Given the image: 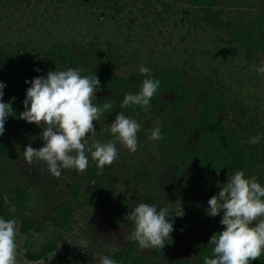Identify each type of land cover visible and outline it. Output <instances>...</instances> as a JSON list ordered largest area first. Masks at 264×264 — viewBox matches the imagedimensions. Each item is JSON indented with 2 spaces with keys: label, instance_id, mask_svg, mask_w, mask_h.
<instances>
[{
  "label": "rangeland",
  "instance_id": "1",
  "mask_svg": "<svg viewBox=\"0 0 264 264\" xmlns=\"http://www.w3.org/2000/svg\"><path fill=\"white\" fill-rule=\"evenodd\" d=\"M112 4L111 9L103 11L109 19L107 16L98 19L97 15L92 17L97 4L84 5L79 0H0V39L10 44H14L17 39L37 50L45 48L47 42H56L58 39L73 40L78 44L80 41L86 44L92 42L106 51L110 45L113 46L111 67L116 76L129 80L141 76L138 71L140 65L152 68L151 72H155L159 67L176 64L185 69V79L220 85L230 95V102L234 98L244 102L239 111L231 107L219 110L218 115L224 125L246 128V109L252 108L264 115V73L258 71L264 67V54L257 59L249 56L221 31L201 20L199 10L189 7L185 2L112 0ZM94 21L103 26L95 28ZM104 22L110 24L106 27ZM94 45L82 46L79 51L85 55L89 53L88 48H95ZM17 50L21 54L27 52L20 47ZM93 123L98 125L97 121ZM30 125L28 131L17 136L18 154L12 156L13 164L0 158V190L7 181L21 184L31 195L27 213L49 225L57 219L58 203L69 195L73 181L80 180L83 184L79 199L74 201L76 206L77 202L79 204L73 212L69 228L66 230L63 227V236L52 239L47 253L42 257L29 259L26 256L25 235L16 220L18 264H95L98 261L93 256L94 252L108 256L117 252L132 228L118 211L119 201L114 192L102 187L93 177L97 166L90 153H86L89 161L84 172L64 169L59 177H55L42 162L28 164L23 159L26 145L38 149L44 144L40 138L43 126ZM152 129L141 127L137 133L138 148L134 153L117 143L116 161L105 168L114 176L115 191L132 194L131 209L140 203L139 197L135 196L140 191L149 188L148 191L159 189L162 192L161 189H164L170 192L168 197L163 193L162 200L154 205L170 209L172 203L181 204L182 210L187 215L190 213L185 225L194 232L196 239L188 250L196 254L197 247L212 227L223 226L220 224L222 211L215 217L206 214L209 207L207 201L227 183L229 176L216 174L211 177L193 164L179 169L178 173L177 164L169 161L163 166L162 175L151 174L142 179L140 171H155L161 158L159 150L148 139ZM209 129L217 132L218 124H209ZM86 139L91 145L97 140L107 143L113 137H95L89 133ZM259 170L260 176L257 173L251 177L264 184V167ZM180 175L184 177L183 181L178 179ZM91 194L97 200L96 203L91 199ZM3 204L4 197L0 191V212ZM46 234L37 237L38 246L43 247L49 241Z\"/></svg>",
  "mask_w": 264,
  "mask_h": 264
},
{
  "label": "trees",
  "instance_id": "2",
  "mask_svg": "<svg viewBox=\"0 0 264 264\" xmlns=\"http://www.w3.org/2000/svg\"><path fill=\"white\" fill-rule=\"evenodd\" d=\"M178 1L185 2L189 7L199 10L201 20L221 31L249 56L257 59L264 54V0ZM79 2L84 5L97 4L95 15L93 14L92 17L95 18L97 15L98 19L107 16L103 11L113 7L112 0H79ZM100 7L102 9H99ZM100 22L103 23V21ZM109 24L104 22V26ZM95 25L93 26L98 29L103 26L100 23H95ZM3 40L0 39V82L5 84L2 99L3 102L11 101L13 108V115L7 117L4 124L5 131L3 135H0V158L6 163L13 164L11 159L16 153L12 144L14 129L17 126L23 127L21 125L29 124L19 118V113L25 110L23 100L26 89L31 86V80L38 76L46 77L49 71L66 70L70 67L80 69L81 76L96 75L100 80L99 88L104 86L111 90L107 99L101 103L93 100L94 105L102 106L104 103L112 102L114 107L111 111H114L115 108L128 110L137 119L143 116L151 117L160 112L163 115L168 114L162 118L163 122L158 125L163 139L151 140L161 154L159 165L155 171H140L142 179L151 174L162 175V168L169 161L177 164L176 172L193 164L200 167L198 170L211 177L216 174L231 177L237 170L243 171L245 178L257 173L260 176L259 168L264 167V115L261 111L252 108L246 109L244 113L247 120L246 128L224 125L222 118L218 115L219 110L231 107L239 111L244 102L235 98L233 102H230V95L220 85H208L199 81L187 80L185 79L187 74L185 69L176 64L159 67L157 71L151 72V75L141 74L140 77L125 80L115 76L112 72L113 54L111 49L113 46L110 45L106 51L98 45H94L96 43L86 44L80 41L78 44L73 40L58 39L56 42H47L48 45L45 48L39 49L42 54L37 55L34 52L37 49L27 43L16 39L14 44H10ZM85 45H94L95 48H88L89 53L85 55L82 52H77ZM18 47L26 49L27 52L21 54L20 50H17ZM65 62L71 65L68 64V66ZM151 70L153 69L151 68ZM146 78L160 81V86L152 97L148 110L145 111L139 106L121 108L125 93H137ZM165 92H172L174 97L164 98ZM13 97L15 99H12ZM213 123L218 124L217 132H212L209 129V124ZM106 133H108L105 134L106 136H111L109 130ZM257 134L261 136L260 143L250 145L249 139ZM10 166L12 167V165ZM93 177L101 185L107 186L114 192L115 198L119 201L118 211L125 216L127 223L134 230V221L129 219L132 194L115 191L114 177L107 172L106 168L103 170L97 168ZM178 179L183 181L184 177L180 175ZM207 183L209 185V181ZM82 184L80 180L73 181L69 195L63 197L58 203L57 219L49 225L27 213L31 195L21 184L7 181L2 186L0 191L4 197V204L0 212L1 217L5 220L14 219L19 222L20 230L25 235L24 247L29 259H37L46 254L51 240L63 236V227L66 230L69 228L73 212L77 210L79 204L77 202L76 206L74 201L79 199ZM260 184L264 186V184ZM78 186L81 189L78 190ZM148 190L149 188L135 195L139 197L140 203L158 204L162 200L163 193L167 197L170 194L164 189H161L162 192L159 189ZM91 195L93 196H90L91 199L96 203L94 195ZM179 205L183 209L181 204L172 203L170 205V214L167 218L172 223L174 230L170 234V240H165L163 248L141 250L129 234L119 250L109 257L114 259L117 264H203L205 256L214 258L212 252L214 245L208 242L210 237L214 233L222 231L224 226L214 225L207 236L202 239L200 246L197 247L198 252L195 254L188 249L192 248L196 237L194 232H191L185 225L191 215H189L190 213L187 215L183 211V216H176ZM33 232L37 235L33 236ZM44 233H47L49 241L40 247L37 245V237ZM249 264H264V253L259 260L250 261Z\"/></svg>",
  "mask_w": 264,
  "mask_h": 264
},
{
  "label": "clouds",
  "instance_id": "3",
  "mask_svg": "<svg viewBox=\"0 0 264 264\" xmlns=\"http://www.w3.org/2000/svg\"><path fill=\"white\" fill-rule=\"evenodd\" d=\"M80 69L67 68L60 71H49L46 77L38 76L31 80L23 100L24 111L19 118L38 126H43L40 138L44 144L40 148L26 145L23 159L28 164L42 162L51 175L59 177L64 169L84 172L91 159L98 169L103 170L112 165L117 158L116 144L120 143L129 152L138 148L137 133L141 125L135 120L118 112L109 126L113 137L107 143L93 141L87 143V135L96 132L94 121H100L104 113L110 112L114 104H93L95 93L100 87L96 75L81 76ZM139 73L149 75L151 69L145 65L138 67ZM264 73V67L258 69ZM28 83V81H25ZM160 86L158 79L146 78L140 90L133 94L125 93L121 108L139 106L148 110L152 97ZM5 84L0 82V135H3L4 124L9 115H13L11 101L3 102ZM12 99H15L14 97ZM149 140L163 139L159 127L151 130ZM259 134L251 137L250 145L260 143ZM264 186L254 177L245 178V173L237 170L228 177L227 183L217 194L207 201V215L215 217L222 211L220 224L223 230L214 233L209 244L214 245L213 257L205 256L203 264H249L259 260L264 253ZM168 207H158L149 203H136L130 211L129 219L134 221V230L130 231L131 239L141 250L163 248L165 240H170L173 225L167 218ZM179 205L176 216H183ZM33 236L37 233L33 232ZM17 221L0 218V264H18L17 255ZM98 264H117L108 255L93 253Z\"/></svg>",
  "mask_w": 264,
  "mask_h": 264
},
{
  "label": "flooded vegetation",
  "instance_id": "4",
  "mask_svg": "<svg viewBox=\"0 0 264 264\" xmlns=\"http://www.w3.org/2000/svg\"><path fill=\"white\" fill-rule=\"evenodd\" d=\"M34 52L37 55H39L40 50H35ZM77 52H80V51L77 50ZM62 61L64 62V60H62ZM65 64H66V62H65ZM68 64H66V65H68ZM69 65H71V64H69ZM117 77H119V76H117ZM110 93H111V90L108 87H104L103 86L102 88H99L97 90V92L95 93L96 99H94V100H96V101H98V102L101 103L104 99H107V97L110 95ZM173 97H174V94L172 92H165L164 98L171 99ZM158 110L160 111V108ZM118 112H123L129 118L135 119L141 125V127L142 126H145V127H149V128L150 127H153V128L158 127V125L163 122L162 118L168 116V114L167 115H163L160 112V113L155 114V115H153L151 117H144L143 116L142 118L137 119L134 116H132L128 110H121L120 108H115L114 111H110V112L104 113L102 115L100 121H98V125H94L95 128H96V132L94 134L95 137L96 136H102V135L108 134V133H106V131L109 129L110 124L114 121L115 116H116V114ZM154 118L156 119V121L154 120ZM30 124H29L30 127H32L33 126L32 123H30ZM29 125H25L23 127L17 126L14 129V131H13V135H12V141L13 142H12V144H13V147L15 148V152H16L15 155L18 154L17 153V146H16L17 136H19L20 134H23L25 131H28ZM90 134H92V133H90ZM111 176H113V175H111ZM101 186L102 187H107L105 185H101Z\"/></svg>",
  "mask_w": 264,
  "mask_h": 264
}]
</instances>
